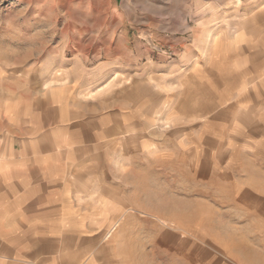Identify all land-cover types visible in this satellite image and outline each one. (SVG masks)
<instances>
[{
    "label": "rangeland",
    "instance_id": "rangeland-1",
    "mask_svg": "<svg viewBox=\"0 0 264 264\" xmlns=\"http://www.w3.org/2000/svg\"><path fill=\"white\" fill-rule=\"evenodd\" d=\"M12 142L63 184L20 264H264V0H0Z\"/></svg>",
    "mask_w": 264,
    "mask_h": 264
},
{
    "label": "crops",
    "instance_id": "crops-1",
    "mask_svg": "<svg viewBox=\"0 0 264 264\" xmlns=\"http://www.w3.org/2000/svg\"><path fill=\"white\" fill-rule=\"evenodd\" d=\"M43 140L40 138L32 143L41 144ZM48 157L41 149L16 152L14 142L8 147L0 144V243L7 241L11 247L16 219L41 209L49 194L61 190L63 184L50 173ZM18 254L22 255L16 248H2L0 264H7V261L20 264Z\"/></svg>",
    "mask_w": 264,
    "mask_h": 264
}]
</instances>
